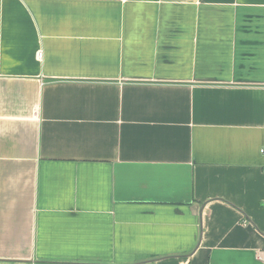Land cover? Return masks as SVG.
I'll list each match as a JSON object with an SVG mask.
<instances>
[{
  "label": "crops",
  "instance_id": "crops-1",
  "mask_svg": "<svg viewBox=\"0 0 264 264\" xmlns=\"http://www.w3.org/2000/svg\"><path fill=\"white\" fill-rule=\"evenodd\" d=\"M264 0H0V264H264Z\"/></svg>",
  "mask_w": 264,
  "mask_h": 264
},
{
  "label": "built area",
  "instance_id": "built-area-1",
  "mask_svg": "<svg viewBox=\"0 0 264 264\" xmlns=\"http://www.w3.org/2000/svg\"><path fill=\"white\" fill-rule=\"evenodd\" d=\"M262 154H264V150L262 151Z\"/></svg>",
  "mask_w": 264,
  "mask_h": 264
}]
</instances>
